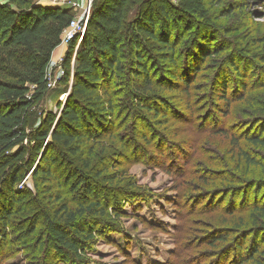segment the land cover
<instances>
[{
	"label": "rangeland",
	"instance_id": "obj_1",
	"mask_svg": "<svg viewBox=\"0 0 264 264\" xmlns=\"http://www.w3.org/2000/svg\"><path fill=\"white\" fill-rule=\"evenodd\" d=\"M208 5L209 15L196 18L182 11L180 0H166L168 16H158L155 27L160 35L169 29V46L144 38L152 84L140 100L130 89L140 81L128 72L131 53L124 43L125 69L110 83L113 123L93 138L116 189L107 214L96 215L102 219L100 233L86 261L77 264H233L239 250L230 251L232 246H239L242 256L252 248L250 232L256 229L250 227L264 223V146L247 136L264 132V0H208ZM59 57L50 66L57 81L40 105L44 115L57 118L72 89L71 77L60 82ZM169 67L186 75L188 89L167 76ZM220 87L226 89L225 98L217 94ZM50 139L49 133L45 148ZM35 146L33 141L25 156L32 157V167H26L16 186L41 199V179L33 174L41 158ZM57 167L65 170L64 164ZM100 180L93 179L92 187L105 202ZM122 190L129 196L116 200ZM84 194L83 184L78 185L69 207L79 208L77 203L94 197ZM43 222L28 234L31 220H24L28 229L21 240L16 235L22 230L9 228L7 240L0 237V264H70L51 252L47 257L51 241L45 236L37 245ZM263 229L256 243L258 259L244 264H264ZM220 232L225 238L211 242Z\"/></svg>",
	"mask_w": 264,
	"mask_h": 264
},
{
	"label": "trees",
	"instance_id": "obj_2",
	"mask_svg": "<svg viewBox=\"0 0 264 264\" xmlns=\"http://www.w3.org/2000/svg\"><path fill=\"white\" fill-rule=\"evenodd\" d=\"M165 2L166 0H95L83 38L78 44L76 39L70 40L64 54V72L60 82L68 81L71 77L72 89L57 118L55 114L44 115L40 105L50 89L49 68L53 52L61 44L63 32L75 11L73 7L42 4L38 0H0L2 239L7 240L6 235L11 232L8 229L12 228L15 231L22 230L16 235L21 240L22 235H27L23 231L28 229L23 227V221L31 220L27 230L29 234L36 229V222L43 218V234L37 245L43 241L44 236L51 241V249H46L47 257L51 252V256L62 262L77 264L86 261L85 256L91 247V241L96 232L100 233L98 224L102 219L96 215L107 214L109 202L113 200V189H116L112 183L113 174L104 173L109 167L105 165L107 161L99 158L94 149V133L106 131L113 123L111 116L114 100L111 84L114 76L125 69L122 59L126 58V53L123 55L126 42L131 53L128 56V72L136 81H140L131 84L130 89L133 88L136 92L135 99L147 97L143 92L151 86L152 79L149 77L143 40H159L165 48L169 46V29H165L166 35H160L155 27L158 16H168ZM180 8L196 18H205L210 10L208 0H180ZM208 56H211V52ZM167 76L182 83L186 89L190 87L182 72L169 67ZM221 90L217 94L225 98V87ZM46 123H49L47 127ZM49 133L51 139L45 148L43 141ZM247 136L252 142L264 146V132L254 131ZM33 141L36 144V153L41 155L33 173L41 179V199L30 190L16 186L24 170L32 167V157L27 159L25 156ZM247 158L256 162L253 157ZM100 162H104V165L100 166ZM57 164H64L65 170L59 171ZM65 172L67 174L64 176ZM93 179H102L100 181L103 183L98 186H101L100 191L106 192L105 202L97 196L99 191L92 187ZM80 184L84 186V195L94 193V197L87 204L77 203L79 208H71L70 194ZM120 192L114 195L116 200L122 201L129 196L128 192L123 193L124 190ZM114 214L119 213L114 211ZM250 228L263 229L264 223ZM256 230L255 233L250 232L254 242L252 248L244 252L246 256H242L239 246L231 247L230 251L239 250L232 259L233 264H244L251 258L258 259L255 256L259 250L256 243L258 233L263 232ZM223 238L225 236L220 232L210 241ZM25 249L29 250L28 246ZM227 253L228 251L224 255ZM184 261L178 264H183ZM186 263L191 264L187 260Z\"/></svg>",
	"mask_w": 264,
	"mask_h": 264
},
{
	"label": "built area",
	"instance_id": "obj_3",
	"mask_svg": "<svg viewBox=\"0 0 264 264\" xmlns=\"http://www.w3.org/2000/svg\"><path fill=\"white\" fill-rule=\"evenodd\" d=\"M49 2L53 5L73 7L75 11V15L71 19L69 25L65 28L62 36V42L60 45H64L68 47L69 42L72 39H76L77 41L76 43L78 44L83 38L85 31L87 29V24L94 4V0H50ZM63 61H64V55L60 56L58 58V61L55 62L56 63L55 66L58 67V69H60L62 74L64 72V68L62 65ZM73 62H74V57L72 59V63ZM56 81H57V77H55L50 67L48 86L51 88L56 83Z\"/></svg>",
	"mask_w": 264,
	"mask_h": 264
},
{
	"label": "crops",
	"instance_id": "obj_4",
	"mask_svg": "<svg viewBox=\"0 0 264 264\" xmlns=\"http://www.w3.org/2000/svg\"><path fill=\"white\" fill-rule=\"evenodd\" d=\"M50 0H38V2L42 3V4H49V5H52L50 2ZM67 51V47L64 46V45H59L53 52V55H52V61L57 58L58 56H61L63 54H65L64 52Z\"/></svg>",
	"mask_w": 264,
	"mask_h": 264
}]
</instances>
